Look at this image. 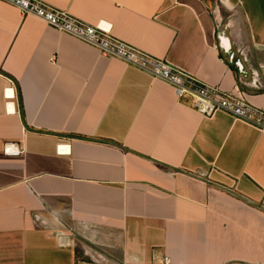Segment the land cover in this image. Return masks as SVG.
Returning <instances> with one entry per match:
<instances>
[{"label":"crops","instance_id":"0c3cea01","mask_svg":"<svg viewBox=\"0 0 264 264\" xmlns=\"http://www.w3.org/2000/svg\"><path fill=\"white\" fill-rule=\"evenodd\" d=\"M41 1L264 109V0ZM0 264H264V130L0 0Z\"/></svg>","mask_w":264,"mask_h":264},{"label":"built area","instance_id":"2783aa9c","mask_svg":"<svg viewBox=\"0 0 264 264\" xmlns=\"http://www.w3.org/2000/svg\"><path fill=\"white\" fill-rule=\"evenodd\" d=\"M1 1L15 6L22 15L35 16L56 30L94 46L104 56L123 60L170 84L179 99H193L196 110L204 115L211 116L216 111L223 110L264 130V109L252 105L240 90L225 91L208 84L167 60L126 42L114 34L111 23H91L41 0ZM236 63L243 69L240 61ZM5 150L8 153L18 152L11 144L6 145ZM165 259L168 260V257Z\"/></svg>","mask_w":264,"mask_h":264},{"label":"rangeland","instance_id":"374dc122","mask_svg":"<svg viewBox=\"0 0 264 264\" xmlns=\"http://www.w3.org/2000/svg\"><path fill=\"white\" fill-rule=\"evenodd\" d=\"M242 58L245 59V56H244L242 53H240L239 56H237V55H233V59H232L233 64H234L235 66H238V64L236 63L237 61H240L241 63H243L244 61H243ZM247 68H248V69H246L247 72H246L245 75L247 76V80H248V81H252V80L254 79L255 75H254V73H253V70H251V69L249 68L248 65H247ZM257 78H258V80H263V81H264V68H262V70H261V72L258 74Z\"/></svg>","mask_w":264,"mask_h":264}]
</instances>
